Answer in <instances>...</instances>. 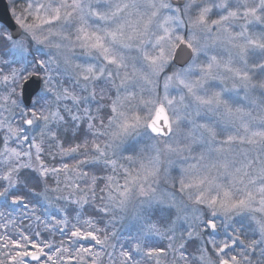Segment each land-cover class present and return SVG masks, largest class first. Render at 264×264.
<instances>
[{
    "label": "snow or ice",
    "instance_id": "6c2138e0",
    "mask_svg": "<svg viewBox=\"0 0 264 264\" xmlns=\"http://www.w3.org/2000/svg\"><path fill=\"white\" fill-rule=\"evenodd\" d=\"M0 264H264V0H11Z\"/></svg>",
    "mask_w": 264,
    "mask_h": 264
},
{
    "label": "water",
    "instance_id": "95a60500",
    "mask_svg": "<svg viewBox=\"0 0 264 264\" xmlns=\"http://www.w3.org/2000/svg\"><path fill=\"white\" fill-rule=\"evenodd\" d=\"M7 4H8L7 0H0V15H4L5 18H8L11 16L10 12L5 13V11H4L9 6Z\"/></svg>",
    "mask_w": 264,
    "mask_h": 264
},
{
    "label": "rangeland",
    "instance_id": "374dc122",
    "mask_svg": "<svg viewBox=\"0 0 264 264\" xmlns=\"http://www.w3.org/2000/svg\"><path fill=\"white\" fill-rule=\"evenodd\" d=\"M8 4L7 5H11V0H7ZM23 3V0H17V4Z\"/></svg>",
    "mask_w": 264,
    "mask_h": 264
}]
</instances>
